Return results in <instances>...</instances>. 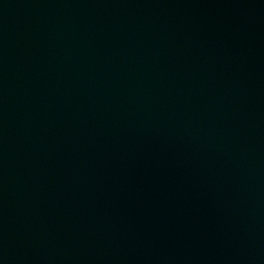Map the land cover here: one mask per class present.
Instances as JSON below:
<instances>
[{
    "label": "water",
    "instance_id": "1",
    "mask_svg": "<svg viewBox=\"0 0 264 264\" xmlns=\"http://www.w3.org/2000/svg\"><path fill=\"white\" fill-rule=\"evenodd\" d=\"M0 264H264V0H0Z\"/></svg>",
    "mask_w": 264,
    "mask_h": 264
}]
</instances>
